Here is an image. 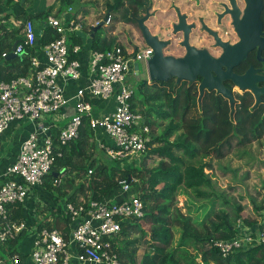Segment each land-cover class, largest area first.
<instances>
[{
    "label": "trees",
    "instance_id": "1",
    "mask_svg": "<svg viewBox=\"0 0 264 264\" xmlns=\"http://www.w3.org/2000/svg\"><path fill=\"white\" fill-rule=\"evenodd\" d=\"M14 1L0 0V82L26 75L29 69L28 58L3 57L4 53L10 54L16 42L22 41V25H14L11 18L24 23L36 18L46 19L52 13L50 8L33 16L24 13L15 17L12 12L2 14ZM58 1L61 7L69 8L75 7L80 0ZM151 1L113 0L111 3L106 0V18L118 14L127 24L138 25L137 20L142 18L141 14ZM60 11L57 15H60ZM103 28H99L92 39L93 51H108L117 46L125 49L118 37L102 36ZM57 38L58 34L54 30L46 28L38 41L40 46H44ZM72 42L83 47L87 44L77 35H74ZM132 50L137 52L139 46ZM137 87L144 96L139 101L134 91V106L136 102L144 106L148 102L153 103L146 112L142 110L145 122L151 126L149 115L168 121L162 133L149 141V149L144 155L146 158L157 157L158 164L144 168L142 165L138 167L135 162L129 165L128 160H100L96 154L99 131L92 129L86 118L79 137L60 149L62 156L57 157L45 179V195H53L56 198L54 202L58 199H65V203L88 199L102 201L111 197L122 181L131 180L134 185L135 178L139 181L135 186L145 205L144 216L123 223L122 240L115 247L121 264H264V244L227 257L212 247L215 240L234 239L240 233L235 224L239 220L252 232H264V222L257 225V221L243 218L244 207L233 204L230 198L221 194L215 188L211 176L206 173L207 169L213 168L206 159L213 156L218 160L223 159L231 152L234 143L238 147H245L264 138V97L255 106L254 96H237L232 107L224 96H215L213 93H207L199 101V96L192 89L178 84L173 87L171 81H154L152 87L157 89L154 93L145 92L150 89L146 80L138 83ZM107 161L114 164L110 165ZM61 177L63 180L57 185L55 182ZM181 192L189 195L184 206L185 212L177 204ZM253 205L259 215L264 211V206H259L256 200H253ZM231 206L233 211H230ZM40 208L39 204L40 218L37 220L38 214L29 207L12 205L10 219L36 224L37 230L63 229L64 224L68 228L69 219L65 214L52 215L53 224L41 219V213L43 215L44 210L48 209ZM47 212L44 216L49 217ZM61 220L65 222L61 223ZM178 230L181 235L178 243L174 244ZM129 232L136 238L130 240ZM17 242L18 239H13L6 245L0 244V257L18 252ZM139 246L145 250L140 252ZM190 249L195 253H191Z\"/></svg>",
    "mask_w": 264,
    "mask_h": 264
},
{
    "label": "built area",
    "instance_id": "2",
    "mask_svg": "<svg viewBox=\"0 0 264 264\" xmlns=\"http://www.w3.org/2000/svg\"><path fill=\"white\" fill-rule=\"evenodd\" d=\"M112 20L109 15L93 27L110 26ZM19 25L22 41L12 51L15 56L28 58L29 71L25 76L0 82V142L14 123L27 122L32 131L22 141L16 161L7 167L0 184V244L6 245L23 233L33 238L29 255L32 264H121L115 247L122 240L123 223L144 216L145 205L135 186L138 179L134 178V185L131 180L122 181L118 190L102 201H67L66 231L37 230L36 224L25 220L14 222L10 207L25 205L28 197L43 188L57 157L62 156L60 149L79 137L86 118L92 129L105 133L106 139L100 141L99 148L110 160L126 162L147 153L151 129L134 106V90L128 81L136 75L135 65H148L154 49L144 43L137 52L120 46L92 51L86 82L68 97L69 84L83 77L78 56L84 47L70 43L77 31H83V25L73 17L72 8L46 17L45 27L54 30L58 38L44 46L38 43L32 20ZM7 56L8 53L3 54ZM93 100L107 101L109 109L95 115ZM71 101H75V114L69 122L63 127L51 123L47 116L63 118V110ZM62 178L55 183L60 185ZM237 225L240 233L234 239H219L212 244L223 257L264 244L263 231L252 232L241 220ZM0 264H23V254L14 252L0 257Z\"/></svg>",
    "mask_w": 264,
    "mask_h": 264
},
{
    "label": "rangeland",
    "instance_id": "3",
    "mask_svg": "<svg viewBox=\"0 0 264 264\" xmlns=\"http://www.w3.org/2000/svg\"><path fill=\"white\" fill-rule=\"evenodd\" d=\"M23 0H21L22 2ZM95 0H86L88 3H93ZM113 0H107V2L112 3ZM180 4L184 2V0H178ZM173 0H152L147 5L148 7H151L150 10V16L151 18L147 22V26L150 28L152 33L159 34L161 38L164 40H169L170 36V29L175 21V18L171 16V4ZM79 4V1L75 4L76 8ZM89 7L86 5V3H82L80 5V9L82 10V6ZM84 6V7H85ZM67 6H65V9ZM184 9V6H182ZM95 12L96 20L101 19L105 16L107 11V5H104L99 10H93ZM103 12V13H102ZM145 10L141 17L145 16L147 13ZM113 20L110 24L112 27H108V35L111 34V32L115 31V33L118 35V39L120 40V44L123 46L129 45L130 47L132 44H134L136 41L140 43L142 40L144 42L142 33L136 24H127L126 22L122 21L121 16L118 14H112ZM103 18L102 20H104ZM135 35V36H134ZM180 35V34H179ZM113 36V35H110ZM109 36V37H110ZM136 38L138 40H136ZM179 39V38H177ZM178 41V40H177ZM176 41V42H177ZM70 43L72 44V41L70 40ZM140 45H143L140 44ZM165 55H173L176 57H181L184 55L185 50L179 46H168L165 50ZM140 76L142 78V81L146 80L147 84L149 85L150 89H147L145 92L154 93L157 89L152 87L153 82L149 79V74L147 70V66L144 63L140 64ZM134 78V77H133ZM129 85L132 87V89L136 93L137 99L140 101L142 99V96H144L138 89L137 83L135 79H131L128 81ZM198 96V93L196 94ZM164 100V98H163ZM136 107L140 111V113L143 115V111L146 112L147 107L153 106V103L148 102L147 105H143L141 103L136 102ZM143 110V111H142ZM48 119H56V115L47 116ZM149 120L152 121V124H150L151 134L150 138H154L162 133V131L165 129V127L168 124V121L163 120L156 115H149ZM29 125H25V127H28ZM175 136L173 137V139ZM8 146V145H6ZM9 147V146H8ZM12 147V144L11 146ZM96 154L99 157L100 160L106 161L107 156L105 155L104 151H102L99 147L96 149ZM6 156L4 154H0V169L2 168V163L5 160ZM158 158L157 157H148L146 156H137L135 158H132L129 161V165L131 162H135V164L140 167L141 165L144 166V168L147 167H154L158 164ZM210 161L213 165V168L211 170L207 169L206 173L211 176L213 179V182L215 183V188L224 196L226 195L228 198H230L231 202L233 204L238 203L244 207V211L242 213V217H249L250 219L256 215L257 217H260L258 213L254 210L253 200L257 201V204L259 206H264V138L258 142H254L248 146L245 147H238L234 143V147L232 148L231 152L226 155L223 159L218 160L214 156L212 158L206 159ZM109 164H114L112 161H107ZM143 162V163H142ZM8 167V166H7ZM7 167H5L7 169ZM5 169V171H6ZM160 186L159 188H161ZM191 191H189L190 193ZM191 194V193H190ZM189 198V195L185 192H181V195L179 194L177 197V204L180 208H183V212L186 210L184 209V206L186 204V200ZM64 199L61 200L63 205ZM46 205V203H45ZM48 208H50V205L47 204ZM228 208V207H227ZM233 207L231 206L230 211H233ZM238 222V221H237ZM235 222V224L237 223ZM178 229V228H176ZM175 238L178 240L181 231H177ZM131 235L129 238L130 240L136 238V236L129 232ZM176 240V241H177ZM176 244V243H175ZM140 249V246L139 248ZM142 252V251H141Z\"/></svg>",
    "mask_w": 264,
    "mask_h": 264
},
{
    "label": "flooded vegetation",
    "instance_id": "4",
    "mask_svg": "<svg viewBox=\"0 0 264 264\" xmlns=\"http://www.w3.org/2000/svg\"><path fill=\"white\" fill-rule=\"evenodd\" d=\"M170 8L171 16L175 18V21L170 29L169 40H164L159 34H155L161 40L168 41V46L183 48L184 55L187 52L183 44L184 32H175L174 29V24L178 22L179 15L182 14L186 17L187 26H190L188 42L191 47L205 50L214 58H221L226 48H233L235 55L230 49L228 50L233 54V59L229 62L232 74L242 77L251 72L249 74V77L253 76L251 82L258 88L264 87V0H184L182 4L178 0H173ZM241 51H244L242 57L239 56ZM226 69L227 67L223 66V70ZM133 79L138 83L142 81L141 76L138 79L135 75ZM170 81L173 87L177 84L184 85L186 89H192L193 93H198L200 96L201 76L193 82L179 83L175 78ZM223 84L232 92L235 99L237 96H255L250 90L240 89L230 79L223 80ZM207 93L224 96L216 90H205L203 96ZM262 96L264 97V94Z\"/></svg>",
    "mask_w": 264,
    "mask_h": 264
},
{
    "label": "crops",
    "instance_id": "5",
    "mask_svg": "<svg viewBox=\"0 0 264 264\" xmlns=\"http://www.w3.org/2000/svg\"><path fill=\"white\" fill-rule=\"evenodd\" d=\"M82 3H86V5H88L89 7H86L84 5L85 7L82 6L83 9L81 10L80 5H82ZM103 5L105 7L106 0H95L93 3H88V2H86V0H80L79 4L77 5V8L74 6H72L74 8L71 7L73 10V17H75L79 22L82 23V25H83L82 30H83V32L87 33L89 35V37H88V40L86 42L87 43L86 47L83 48L81 54L78 56L80 62L82 63L83 77L81 80H79V82H71L69 84L67 91H66V95L68 97H72L74 95L75 91L77 90L78 86H81L86 82L88 65H89V61H90V57H91V52L93 51L91 48V42L95 36V33L97 32L96 31L94 33V31L92 30V29L97 27V26L93 27V25L97 21H102L103 18H106V14H105V16L102 17L101 19L96 20L97 18L95 17V12L93 10H99ZM50 8H52L51 14H56V15L60 9H61V11H60L61 13H63L64 11H66L68 9V8L65 9V6L61 7V4L58 0H23L22 2H21V0H15L14 4L11 7L5 8L4 13H2V14H5V13L7 14L9 12H12L13 16H15V17L21 16L24 13H27L28 15L33 16V15H37V14H41L43 12H46ZM2 12H3V10H2ZM68 17H70V16H68ZM44 21H45V18H36L33 21L35 23V26H36L38 40L40 39V37H42V35L44 34V31L46 29V27L44 25ZM11 22L16 26H19V24L21 23V21H18V20L16 21L14 18H11ZM102 27H104L103 28L104 34L102 36L109 37L110 35H113L110 37H118V35L115 33V31L111 32V34L108 35L107 31L112 27L111 25L110 26H102ZM108 27H110V28L108 29ZM99 28H101V27H99ZM91 30L93 31V33L91 32ZM92 34L94 36L91 37ZM136 40H138V39L136 38ZM118 41H120V40L118 39ZM38 43H39V41H38ZM142 43H143L142 40L140 41V43H138L136 41L133 44L131 42L130 43V44H132L131 47L129 45H127L125 47L132 50L133 48H135V46H140V44H142ZM42 58L44 59L43 55H42ZM27 74H28V72H27ZM93 104H94L95 115H97L99 112H103V111H106L109 109V107H108L109 103L107 101L93 100ZM63 113H64L63 118L51 119L50 122L56 123L59 127H63L64 125H66L69 122V120L72 118V116L75 114V101H71L66 106V108L63 110ZM26 124L29 126L25 127ZM31 131H32V126H31V124H29L27 122L14 123V124H12L10 129L8 131H6L5 134L3 135L2 140L0 142V154L2 152V154H4L6 156V158L2 163L3 169H0V184H2L4 181V175L6 172L5 167L10 166L12 163H14L16 161L17 155L19 153L20 145H21L22 141L28 137V135L30 134ZM98 131H99V136H98L97 141H98V146H99L100 141L106 139V135L103 131H101V130H98ZM11 144H12V147H10ZM6 145H8L9 147ZM45 194H46V190L44 189V187L42 189L36 190L34 194H32L30 197H28L25 205H23V206L29 207L31 211H33L37 214L39 212L38 211V205L39 204L41 205L42 209L47 208L48 210H44L43 215L41 213V216H42L41 219H43L45 221H50L54 224V219H53L52 215L53 216H55V215L62 216V214H64V204H65L66 200L64 199L63 205H62L61 199L60 200L58 199L56 202H54V200L56 198L53 195L50 197V196H47ZM45 203H46V205L49 204L50 208H48V206H46ZM47 211L49 212V217L44 216L45 212H47ZM259 216L260 217H257L256 215H254L251 218L252 220L257 221V223H258L257 225L264 222V211H262V213H260ZM39 218H40V215L38 214L37 220H39ZM243 218L250 219L249 217H245V216H243ZM63 222H65V221L61 220V223H63ZM238 227L239 226L236 225V229H238ZM65 229L67 230V226L64 224L62 230L66 231ZM16 239H18L17 246H16L17 251L20 252L21 254H23V264H32V261H31V258L29 257V255L31 254V251H32L33 246H34L33 238L26 237L22 233ZM176 240L177 239H175V243L177 244L179 239L177 241ZM141 250L144 251L145 248L140 247L139 251L141 252ZM190 252L195 253V251L193 249H190ZM199 262H201L200 259H199ZM71 264H77V262L73 261Z\"/></svg>",
    "mask_w": 264,
    "mask_h": 264
},
{
    "label": "water",
    "instance_id": "6",
    "mask_svg": "<svg viewBox=\"0 0 264 264\" xmlns=\"http://www.w3.org/2000/svg\"><path fill=\"white\" fill-rule=\"evenodd\" d=\"M147 8V14L137 20L138 27L142 33L145 44L154 49V56L147 65L149 79L151 81L167 82L172 79H176L177 82L191 81L193 82L198 76L202 77V83L200 85L201 101L205 90L214 91L224 95L230 105L233 107L235 103V96L232 92L224 87L223 80H232L236 86L243 90H250L254 93L256 99L255 106H258L262 101V95L264 94V87L258 88L255 83L251 82L249 73L247 76H236L231 72V64L229 63L233 59L235 51L233 48H226L225 53L221 58H214L209 52L205 50H197L190 46L188 42V35L190 26L186 24V17L182 14L179 15L178 22L174 24L175 32H184L185 40L183 42L186 47V54L182 57H175L173 55H165L164 50L168 46L169 42L161 40L157 35H154L150 28L147 26L148 19L150 17V10ZM97 26L93 29L94 33L98 30ZM76 35L79 36L83 43L86 44L89 35L83 31H77ZM94 36L93 34L91 37ZM18 42L14 44L13 51H15ZM224 46L227 47L226 44ZM231 50L229 52L228 50ZM11 52L7 59L15 58L14 52ZM240 57L244 56V51H241ZM223 66L227 69L223 70ZM135 73L138 79H140L139 67L136 66Z\"/></svg>",
    "mask_w": 264,
    "mask_h": 264
}]
</instances>
